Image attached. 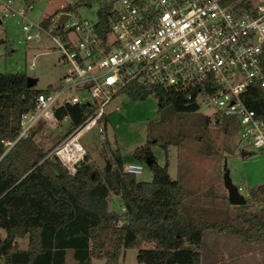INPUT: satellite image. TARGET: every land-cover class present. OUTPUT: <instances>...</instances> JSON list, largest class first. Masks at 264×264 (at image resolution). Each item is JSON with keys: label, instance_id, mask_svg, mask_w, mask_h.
<instances>
[{"label": "trees", "instance_id": "16d2710c", "mask_svg": "<svg viewBox=\"0 0 264 264\" xmlns=\"http://www.w3.org/2000/svg\"><path fill=\"white\" fill-rule=\"evenodd\" d=\"M80 4L67 3L63 10ZM108 6L101 2L96 8L101 26ZM4 42L0 36V43ZM25 77L23 71H0V228L4 231L0 264H62L67 249L77 264H91V257H104L106 264H113L124 249L139 241L152 243L136 250L135 259L143 264H199L205 230L223 231L250 244L264 241L263 184L249 187L245 201L232 204L230 215L223 213L219 219L202 216V211L182 201L181 179L169 176L167 158L162 164L154 160L149 148L153 139L132 151L136 161L150 160L148 180L123 171L118 150L106 139L108 168L92 167L85 161V153L74 173L68 174L56 158L43 157L82 120L88 111L86 103L54 107L58 121L66 115L67 129L53 143L37 144V129L30 127L3 152V141L18 134L20 114L31 109L35 95L45 89L26 85ZM120 92L130 99L151 94L159 106L168 105L178 115L197 109L182 95L159 85L130 82ZM242 101L256 115H263L264 86L248 85ZM202 123H208V116ZM213 125L229 134L236 132L229 117H216ZM110 192L118 195L121 211L108 209ZM116 218L123 221L114 225L111 220ZM23 236L26 244L20 248L16 238Z\"/></svg>", "mask_w": 264, "mask_h": 264}, {"label": "built area", "instance_id": "2783aa9c", "mask_svg": "<svg viewBox=\"0 0 264 264\" xmlns=\"http://www.w3.org/2000/svg\"><path fill=\"white\" fill-rule=\"evenodd\" d=\"M103 2L109 6L101 26L97 16L70 19L69 10L44 16L46 23L34 22L26 17L31 0H0L1 16L19 17L17 41L47 35L64 67L60 82L38 92L33 107L20 114L18 134L3 141V152L38 120L56 126V105L86 103L82 120L43 156L56 158L73 174L85 154L81 135L93 128L104 139L105 107L130 82L159 85L197 108L210 107V124L216 117H229L244 145L264 149V114L256 115L242 101L248 85L264 86V0ZM61 13L66 17L56 24ZM33 66L31 60L27 67ZM141 168L140 161L122 162V170L130 174ZM122 221L111 220L114 225Z\"/></svg>", "mask_w": 264, "mask_h": 264}, {"label": "rangeland", "instance_id": "374dc122", "mask_svg": "<svg viewBox=\"0 0 264 264\" xmlns=\"http://www.w3.org/2000/svg\"><path fill=\"white\" fill-rule=\"evenodd\" d=\"M11 1L13 4L21 2ZM74 1L82 4L69 10L70 19L94 20L96 8L105 0H31L32 8L26 12V17L37 22L45 15L62 11L60 4ZM18 25V16L0 14V36L5 39L4 43H0V71H23L36 79L35 88L57 85L64 67L57 62L54 41L43 33L36 39L17 41ZM31 60L34 66L28 68ZM105 110L104 139L118 150L121 161H136L132 155L134 148L144 144L146 139H153L155 142H149V148L154 160L162 164L167 158L169 176L181 179L182 201L202 211V216L219 219L223 213L230 215L232 204L227 201L222 183L223 166L245 199L249 187L264 185V149H251L244 145L236 132L229 134L209 122L202 123V118L211 114L210 107L202 105L194 111L178 115L168 105L159 106L151 94L142 99H130L123 93H117ZM34 127L37 129L35 137L45 146L66 131L67 122L62 119L51 127L38 120ZM104 139H98L93 128L79 139L87 154L85 161L100 170L107 160ZM162 141L168 143L162 146L159 144ZM241 150L245 151L243 155ZM141 164L142 168L135 178L150 179L151 170L146 160H142ZM120 204L118 195L110 192L108 209L121 211ZM3 235L4 231L0 228V237ZM16 239L18 247L24 248L26 236ZM149 246L152 243L139 241L124 249L113 264H143L136 261L135 253L137 248ZM90 261L91 264H106L104 257H91ZM62 264H77L69 249ZM199 264H264V241L250 244L223 231L205 230Z\"/></svg>", "mask_w": 264, "mask_h": 264}, {"label": "water", "instance_id": "95a60500", "mask_svg": "<svg viewBox=\"0 0 264 264\" xmlns=\"http://www.w3.org/2000/svg\"><path fill=\"white\" fill-rule=\"evenodd\" d=\"M66 17V13H61L58 20L56 21V24L60 23L64 18ZM26 80V85L30 86L33 85L35 83V78L31 77V76H27L25 77ZM40 141L37 140V144H39ZM245 151L241 150L240 153L241 155L244 154ZM149 159H146V163H149ZM105 168H108V161H105ZM76 166H79V163H77ZM222 183L226 189L227 192V201L230 204H242L245 201V198L243 197V195L241 193H239L236 185H234L228 175V171L225 169V167L223 166V172H222Z\"/></svg>", "mask_w": 264, "mask_h": 264}, {"label": "crops", "instance_id": "0c3cea01", "mask_svg": "<svg viewBox=\"0 0 264 264\" xmlns=\"http://www.w3.org/2000/svg\"><path fill=\"white\" fill-rule=\"evenodd\" d=\"M46 16V15H45ZM105 130V129H104ZM120 208L122 209V206H121V204H120ZM16 242H17V239H16Z\"/></svg>", "mask_w": 264, "mask_h": 264}]
</instances>
